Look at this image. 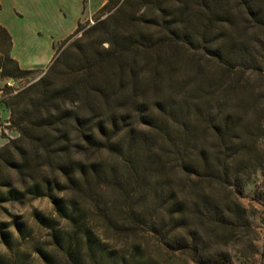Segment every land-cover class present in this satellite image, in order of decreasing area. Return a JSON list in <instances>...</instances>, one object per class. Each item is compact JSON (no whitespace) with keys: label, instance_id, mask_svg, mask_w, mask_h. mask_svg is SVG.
<instances>
[{"label":"trees","instance_id":"1","mask_svg":"<svg viewBox=\"0 0 264 264\" xmlns=\"http://www.w3.org/2000/svg\"><path fill=\"white\" fill-rule=\"evenodd\" d=\"M95 16L62 40L45 75L3 99L19 136L0 147V204L52 200L55 215L34 213L48 231L33 249L44 264H217L222 253L209 248L215 235L202 230L247 226L245 210L195 186L190 200L184 187L193 177L195 185H235L246 167V101L227 109L235 96L225 81L264 65L237 36L241 26L264 28V0H107ZM11 47L0 25V76L38 70L21 68ZM201 58L215 68L195 62ZM180 68L188 75L174 82ZM166 73L172 81L162 91ZM204 120L216 122L219 149L194 158L190 142ZM155 134L165 141L163 155L152 149ZM104 151L114 162L96 157ZM170 156L176 163L163 165ZM146 175L157 178L147 185ZM190 218L197 226L187 228ZM0 233L10 248L3 220Z\"/></svg>","mask_w":264,"mask_h":264},{"label":"rangeland","instance_id":"2","mask_svg":"<svg viewBox=\"0 0 264 264\" xmlns=\"http://www.w3.org/2000/svg\"><path fill=\"white\" fill-rule=\"evenodd\" d=\"M95 13L90 14L86 12L81 20L82 23L85 25L87 23H95ZM89 24L85 26V29ZM240 26L241 25H239L238 28ZM240 31L241 33L237 34V36L252 43V46L249 47L248 55L252 54L256 61L259 59V61L264 62V28H251V26L245 28L241 26ZM82 32H80L79 35ZM61 43L62 40L55 43L56 51ZM52 60L43 69H38L27 75L13 78L15 79V84L13 86H9L7 83L8 79L11 78L0 76V101L2 104V106H0V132L8 141L11 138L18 137L19 131L16 127L11 126V109L3 99L9 98L37 82L45 75L52 64ZM195 62H199L201 66L204 68L206 67L209 71L216 66V63L211 59H195ZM255 63V67L249 64L250 67H242L237 70L236 73H232L229 78L231 82L225 81L226 85L232 83L234 89L233 96H235L234 102L232 98L229 99L227 109L233 111L235 109L239 110V106L235 105L238 102L236 100L243 98L246 101L244 104L245 107L241 108V111H248V113L244 115L249 118L246 125L251 131L249 134L251 137L250 140L248 136L245 135L246 140L248 139L249 141L248 152L245 154V157H248L245 159L244 163L246 167L243 169L235 185H232V180L230 183L224 181L220 183L205 181L195 185L193 184L195 179L193 177L192 180L187 178L188 185L184 187L185 195H189L188 198L190 200L196 197L195 192H192L190 186H195L194 188H196V191L200 194L204 192L218 201H235V203L237 202L245 210L248 223L247 226L213 228V230L207 228V232L202 230L204 233L215 235L214 239L210 241L209 248L212 252L222 253L221 260H219L217 264H264V65H261L259 62H254V64ZM187 75V71H182V68L178 69L173 76L174 82L184 79ZM171 77L172 76H168L167 73L163 76L165 82L161 84L162 91L168 88V83L172 81L169 80ZM215 124L216 122L213 120H204L198 125L199 138L193 139L190 142L189 149L194 158L200 156L198 154H212L216 149H219V143L213 133ZM153 140L157 145H153L152 149H156L158 152L161 150L160 154L163 155L164 151H162V147L165 146V141H163L161 136L158 137L157 135ZM96 157L114 162V158L106 151L97 153ZM172 157L173 156H170L163 165L165 164L168 166L172 165V163H176ZM177 169L179 173L176 178L180 180L179 177L182 178L183 174L180 172L179 168ZM174 170L175 169H171L168 171L173 174ZM155 178H157L155 175H146L144 177V182H146L147 185L153 184ZM35 211H39L43 214H56L53 202L48 197L29 199L23 203L10 202L0 204V220L7 223V230L11 231L13 234L12 244L9 248L3 241L0 233V255L4 256L5 264H13L16 261H19L18 264H44L33 249L36 240L43 242L47 239L48 231L41 228L36 222L34 217ZM15 216H18V220L23 221L25 224L26 231L24 235H20L17 231L15 226V220L17 219ZM160 217L161 215L157 214V218ZM186 224L188 228L191 225L192 227L194 225L197 226L198 222L194 218H190L187 220ZM180 231L184 232L185 230L180 229ZM142 233L145 232L141 231V235ZM143 235L147 237L149 234L146 235L145 233ZM131 239H144V241H146L145 238L142 239L141 236H136V234L131 235ZM121 241L122 240H119L118 243L121 244Z\"/></svg>","mask_w":264,"mask_h":264},{"label":"crops","instance_id":"3","mask_svg":"<svg viewBox=\"0 0 264 264\" xmlns=\"http://www.w3.org/2000/svg\"><path fill=\"white\" fill-rule=\"evenodd\" d=\"M106 1L0 0V25L12 35V57L23 69L45 68L55 55V43L70 36L86 12H97ZM0 136L2 147L8 140Z\"/></svg>","mask_w":264,"mask_h":264},{"label":"built area","instance_id":"4","mask_svg":"<svg viewBox=\"0 0 264 264\" xmlns=\"http://www.w3.org/2000/svg\"><path fill=\"white\" fill-rule=\"evenodd\" d=\"M7 83L9 86H13L15 84V79H13V78L8 79Z\"/></svg>","mask_w":264,"mask_h":264}]
</instances>
